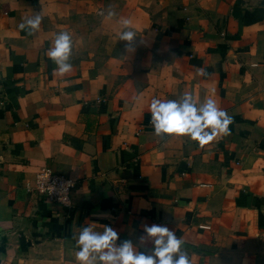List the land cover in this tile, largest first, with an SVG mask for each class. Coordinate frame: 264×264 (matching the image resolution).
I'll return each instance as SVG.
<instances>
[{"label": "crops", "instance_id": "0c3cea01", "mask_svg": "<svg viewBox=\"0 0 264 264\" xmlns=\"http://www.w3.org/2000/svg\"><path fill=\"white\" fill-rule=\"evenodd\" d=\"M62 31L63 77L46 55ZM184 93L229 134L154 137L151 100ZM42 166L75 181L68 207L24 189ZM152 224L191 264H264V0H0V264H74L78 229L135 243Z\"/></svg>", "mask_w": 264, "mask_h": 264}, {"label": "clouds", "instance_id": "9594fccd", "mask_svg": "<svg viewBox=\"0 0 264 264\" xmlns=\"http://www.w3.org/2000/svg\"><path fill=\"white\" fill-rule=\"evenodd\" d=\"M115 15L108 11L107 17ZM40 13L32 15L19 25L29 35L35 33L41 24ZM130 21H121L122 30L118 41L126 44L125 51H133L131 45L137 37L130 29ZM72 37L67 31L55 35L54 44L46 52L56 65L54 71L63 77L72 71L70 56ZM203 75V69L198 70ZM153 135L158 140L165 137H187L202 148L218 137L229 134L231 116L221 110L216 101L209 97L199 105L191 93H184L177 100L153 98L148 109ZM75 240L74 264H191L186 252L182 251L183 240L166 225H144L143 233L136 239L120 240L119 233L110 225H103V231L92 226L82 227L72 236Z\"/></svg>", "mask_w": 264, "mask_h": 264}, {"label": "built area", "instance_id": "2783aa9c", "mask_svg": "<svg viewBox=\"0 0 264 264\" xmlns=\"http://www.w3.org/2000/svg\"><path fill=\"white\" fill-rule=\"evenodd\" d=\"M23 187L26 191H33L44 196L49 202L68 207L75 181L68 176L54 172L47 166H42L34 172L31 180L23 184ZM200 227L206 226L201 225Z\"/></svg>", "mask_w": 264, "mask_h": 264}]
</instances>
